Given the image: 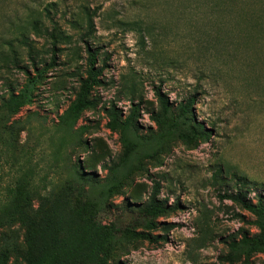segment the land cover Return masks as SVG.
<instances>
[{"label":"rangeland","instance_id":"rangeland-1","mask_svg":"<svg viewBox=\"0 0 264 264\" xmlns=\"http://www.w3.org/2000/svg\"><path fill=\"white\" fill-rule=\"evenodd\" d=\"M51 32L70 38L58 39L53 65ZM86 44L96 52L100 84L74 127L62 129L58 118L85 78ZM31 59L45 70L31 104L7 116L6 126L13 124L10 146L0 139L2 197L25 176L33 209L65 199L98 202L107 166L122 156L119 134L107 127L110 110L125 118L136 108L134 129L147 140L158 131L154 88L175 114L194 97L189 116L208 136L190 145L151 144L150 157L139 153L97 218L132 225L156 185V200L168 211L147 231L152 241L122 240L109 261L231 264L224 260L227 244L257 230L251 214L219 196L240 192L264 203V0H0V113L8 95L22 88L23 70L34 74ZM4 250L9 264H24L17 220L0 229ZM232 264H264V256Z\"/></svg>","mask_w":264,"mask_h":264},{"label":"trees","instance_id":"trees-1","mask_svg":"<svg viewBox=\"0 0 264 264\" xmlns=\"http://www.w3.org/2000/svg\"><path fill=\"white\" fill-rule=\"evenodd\" d=\"M85 12L87 32L91 30V17ZM52 42L50 51V63L54 64L56 44L58 39H70L69 36H59L54 32L49 34ZM29 52L32 47L27 45ZM85 52V78L80 80L79 88L74 100L59 116L58 125L62 129L71 130L79 114L90 105L89 96L94 87L100 84L101 68L96 67L95 50L86 44ZM31 67L34 74L23 70L25 82L16 93H10L2 105L0 113V125L2 137L9 136L10 126L7 116L16 114L22 107L31 104L32 91L39 82L45 69H37L31 59ZM154 97L157 100L159 113L153 117L157 125L156 134L147 140H141L132 123L136 108L129 115L121 118L119 113L109 112L107 127L110 131L119 134L122 148V156L117 162L107 166L105 182L99 189L98 202H71L69 199L53 202H42L37 209H33L30 196L34 192L29 181L24 177L15 181L9 187L3 197L0 194V229L3 226L19 221L24 229L25 250L21 255L24 264H112L111 253L122 240H147L152 241L149 232L157 228L154 219L168 211L165 202L156 200L157 189L154 186L153 193L148 199L147 205L140 210V217L130 226L123 228L115 224H102L97 216L99 207L111 196L117 193L124 180L134 171V165L140 154L150 157L151 144L161 145L170 139L179 140L185 144H194L205 139L209 131L200 124H195L194 118L189 116V108L194 102V97L180 106L177 114L171 109L168 98L160 88H154ZM79 127L78 130H82ZM4 144L10 146L6 138H0ZM2 150H0V153ZM219 198L239 204L242 209L254 217L251 224L257 232L253 235L243 233L238 241L231 240L227 244L228 253L224 260L234 263L241 258H248L253 254L264 256V203L257 199L252 203L240 192L226 193ZM140 226L143 230L136 232L134 228ZM0 264H9V254L6 250L0 252Z\"/></svg>","mask_w":264,"mask_h":264}]
</instances>
